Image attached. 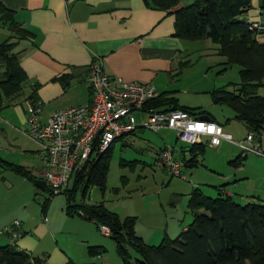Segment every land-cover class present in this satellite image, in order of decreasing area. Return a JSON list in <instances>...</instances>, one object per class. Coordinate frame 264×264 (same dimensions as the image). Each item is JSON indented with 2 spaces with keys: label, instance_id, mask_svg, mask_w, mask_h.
I'll use <instances>...</instances> for the list:
<instances>
[{
  "label": "rangeland",
  "instance_id": "1",
  "mask_svg": "<svg viewBox=\"0 0 264 264\" xmlns=\"http://www.w3.org/2000/svg\"><path fill=\"white\" fill-rule=\"evenodd\" d=\"M9 33L8 29L0 26V42ZM194 43L200 49L190 55L191 66L179 79L176 95L181 104L207 111L214 117L211 119L223 125L225 132L235 140H242L248 134L246 124L235 118L231 107L215 103L212 97V91L220 88L237 91L242 67L226 64V58L218 53V45L210 38ZM255 91L264 94V85L256 87ZM12 109L13 105L0 110V116H4L3 120L0 119V246L6 242L21 244L22 236L26 235L36 241L37 247L40 244L35 255L40 254L45 259L44 264L57 261L53 250L62 247L73 252L80 264H102L103 261L125 264L118 253L116 241L105 235L101 227L77 212L73 215L67 213V193L53 194L49 187L42 189L34 180L7 164L22 165L27 169L43 166L34 152L38 144L23 133L24 126L19 124ZM135 115L138 123H143L146 118V114L141 112ZM131 139L128 145L123 140L115 142L106 188L91 186L84 196V183L75 187L76 178H72L69 188L76 190L71 202H103L121 219L136 216V231L150 245H159L165 237L175 239L189 224L192 216L188 211V197L197 185L214 197L218 196L219 188L224 193L230 190L232 197L241 204L252 202L248 199H253L254 193L261 198L255 202L264 200V157L260 155L252 152L245 155L239 147L227 141L212 147L210 139L203 137L200 149L187 151V157L192 158L196 154L199 163L184 167L186 177L182 178L154 164L157 153L166 144L172 149L176 147V152L180 153L184 145L177 139L175 130L154 132L142 129ZM262 147L264 149V141ZM228 174L236 176L227 182L223 176ZM15 220L21 223L20 236L8 239L2 233ZM43 221L51 231L47 227L49 231L46 233L47 230L39 225ZM23 223L26 229L31 228L33 237L25 233ZM90 245L96 246L95 249L101 253L92 256ZM59 251L63 260L64 249ZM129 254L133 262L140 257L132 248Z\"/></svg>",
  "mask_w": 264,
  "mask_h": 264
},
{
  "label": "trees",
  "instance_id": "2",
  "mask_svg": "<svg viewBox=\"0 0 264 264\" xmlns=\"http://www.w3.org/2000/svg\"><path fill=\"white\" fill-rule=\"evenodd\" d=\"M144 1L152 8L175 14V36L188 41L210 38L218 45V53L226 57V64L241 65L237 91L220 88L212 91V97L215 103L231 107L235 118L243 121L249 131L262 136L264 96L257 94L255 87L264 83V44L256 36L264 32V0L260 28L241 18L251 7L252 0H194L185 6H180V0ZM0 20L8 23L15 35H30L15 21L14 12L1 3ZM15 46L16 42L10 39L0 44V61L7 67L5 78L0 80V110L22 94L28 80L14 51ZM163 105H166L163 111L182 108L197 116L204 114L197 113L198 108L180 106L177 98L168 93H162L148 106ZM198 145L201 144L193 146ZM111 150L112 147L100 159L89 164L75 180V187L84 183V196L91 186L106 188ZM7 164L36 181L32 172L24 166ZM75 190L65 191L68 194L67 213L73 215L78 212L99 226H109V236L116 241L118 253L125 264H264V202L241 204L220 188L215 197L195 189L188 203L194 215L191 224L175 239L165 237L159 245H150L136 232V216L121 219L103 202L73 204L71 200ZM130 248L140 256L136 262L131 260ZM0 264L44 262L14 244H7L0 246Z\"/></svg>",
  "mask_w": 264,
  "mask_h": 264
},
{
  "label": "crops",
  "instance_id": "3",
  "mask_svg": "<svg viewBox=\"0 0 264 264\" xmlns=\"http://www.w3.org/2000/svg\"><path fill=\"white\" fill-rule=\"evenodd\" d=\"M193 1L180 0V6L188 5ZM0 3L12 10L15 21L30 32L28 37L17 36L8 23L0 20V26L10 31V35L3 42L9 39L16 42L14 51L17 52L20 63L28 76L22 94L15 98L11 104L19 124L24 126L23 133L26 136H28L25 133L27 129V103L30 101L38 100L43 103L40 116L43 121H46L53 112L59 109L91 102L92 91L88 86L87 76L95 56H101L104 59L105 70L112 78L118 77L127 81L154 85L160 92L158 97L162 93H168L177 98L180 106H186L180 103V99L176 95L178 91L177 83L191 66L190 55L200 47L196 48L195 41H188L175 36L176 17L173 12L152 8L144 0H0ZM261 4L262 0H252L251 7L241 18L249 19L251 22H263ZM256 36L264 44V32L257 33ZM3 42H0V44ZM185 62L187 64H183ZM6 69V64L0 61V80L5 78ZM259 95L263 96L264 94ZM11 105L9 106L11 107ZM152 107L163 110L162 108H165L166 105ZM196 112H204L205 115L201 114V117L214 118L205 110L198 108ZM0 119L3 120L4 116L1 115ZM145 119L144 117L143 121ZM142 129L138 128L116 141L123 140L124 144L128 145L132 140L131 138ZM165 129L174 130L163 128L160 131ZM203 137L210 139L206 135ZM177 139H179L178 133ZM179 140L184 146L181 147L180 153L176 152L178 150L176 147H173V151L175 156L184 162L181 170L182 178H185L184 169L199 163L197 155L195 154L192 158H189L187 157V151H195V148L200 149L202 142L201 145L194 147L181 139ZM263 141L264 135L260 138L262 145ZM36 143L38 148L34 152L42 161L43 166L33 167L29 170L37 181L39 179L43 180L45 164L41 154V145L37 141ZM231 143L239 147L237 144ZM210 146H212L211 143ZM165 147H167V144ZM162 169L168 171V169ZM235 176L236 174H228L223 178L228 182ZM195 189L204 192L200 185L195 186L192 192ZM192 192L189 194L188 203ZM225 192L232 195L230 190ZM252 195H254L253 199H248V201L261 200L259 195L256 196L255 193ZM176 199L175 197L174 200ZM179 201L182 202L183 199L179 198ZM262 201L264 202V200ZM188 211L191 213L192 218L184 229L191 224L194 218L192 211L190 209ZM80 216L84 218L82 215ZM93 222L96 224L95 221ZM39 225L47 230L46 233L49 230L51 231L45 221ZM22 227L25 233L33 237L34 234H32L31 228L26 229L24 223ZM47 227H49V230ZM2 234L10 239L5 231ZM137 234L141 236L138 232ZM141 237L143 238V236ZM7 244L12 243L6 242L2 245ZM94 245L89 247L92 256L101 253V251L95 249L96 246ZM16 246L35 257L42 258L40 254L35 255L40 244L37 247L36 241L27 238L26 235L22 236L21 244ZM60 249H64L63 260L60 258ZM43 251L46 252L47 250ZM53 252L57 260L53 261V264H80L75 254L68 249L62 247L53 250ZM42 259L45 262V259ZM104 263L107 262L103 261L102 264Z\"/></svg>",
  "mask_w": 264,
  "mask_h": 264
},
{
  "label": "built area",
  "instance_id": "4",
  "mask_svg": "<svg viewBox=\"0 0 264 264\" xmlns=\"http://www.w3.org/2000/svg\"><path fill=\"white\" fill-rule=\"evenodd\" d=\"M245 21L255 28L262 27V21ZM87 83L92 91L91 102L59 109L46 121L40 118L43 110L41 101L27 103L25 133L41 145L45 164L43 180L53 194L68 190L74 176L77 179L89 164L109 151L118 138L138 128L154 132L163 128L174 129L179 139L189 145L201 143V138L206 135L210 137L212 146L227 140L237 144L245 155L252 152L264 157L261 136L254 131H249L245 139L235 141L215 120L203 119L182 108L163 111L148 106L158 97V88L148 83L112 78L106 72L101 56H95L91 62ZM136 112L146 114L143 123L138 124ZM155 164L173 175L183 176L181 167L184 162L169 146L161 149ZM20 225L15 220L5 230L10 239L20 236ZM101 229L105 235L110 234L109 226L102 225Z\"/></svg>",
  "mask_w": 264,
  "mask_h": 264
},
{
  "label": "water",
  "instance_id": "5",
  "mask_svg": "<svg viewBox=\"0 0 264 264\" xmlns=\"http://www.w3.org/2000/svg\"><path fill=\"white\" fill-rule=\"evenodd\" d=\"M201 118L211 120V118L209 116H202ZM36 183L42 189H44L46 187V181L45 180L39 179L36 181Z\"/></svg>",
  "mask_w": 264,
  "mask_h": 264
}]
</instances>
